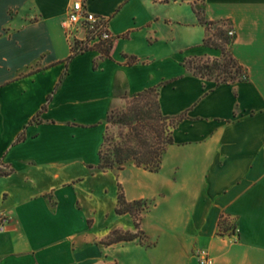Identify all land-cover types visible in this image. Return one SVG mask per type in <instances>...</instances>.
Wrapping results in <instances>:
<instances>
[{
    "label": "crops",
    "instance_id": "0c3cea01",
    "mask_svg": "<svg viewBox=\"0 0 264 264\" xmlns=\"http://www.w3.org/2000/svg\"><path fill=\"white\" fill-rule=\"evenodd\" d=\"M75 1L0 0V264H200L202 249L213 264H264V0H84L114 40L109 57L70 58ZM194 7L229 21L248 79L185 67L221 57ZM156 86L162 113L184 114L161 169H100L110 112ZM120 190L153 202L144 238L105 244L138 231L116 213ZM222 216L235 231L218 232Z\"/></svg>",
    "mask_w": 264,
    "mask_h": 264
},
{
    "label": "trees",
    "instance_id": "16d2710c",
    "mask_svg": "<svg viewBox=\"0 0 264 264\" xmlns=\"http://www.w3.org/2000/svg\"><path fill=\"white\" fill-rule=\"evenodd\" d=\"M194 11L199 21L204 24L209 34L204 39V45L221 51L220 58H189L184 61L185 67L202 78L213 79L218 84L234 83L249 78L246 68L239 62L232 51L236 34L229 35V21L208 20L202 9ZM103 56L109 57L112 46L100 43L97 47ZM88 48L86 50H89ZM80 53L72 51L70 58ZM136 58H130L135 62ZM46 106L43 107V110ZM184 118V114L176 116L164 115L159 102V87H152L137 93L128 102L124 110H112L108 115V126L103 146L99 152L98 167L103 170L123 169L128 162L146 170L157 172L162 167L163 157L169 145L174 143V129ZM109 124L118 125V137L109 134ZM20 135L18 140H22ZM153 202L147 199L128 201L122 190L118 194L116 213L131 214L135 220L137 232L115 230L104 241L113 244L120 241H130L143 238L140 228L142 215L147 212ZM236 224L227 222L223 216L219 222L218 232L225 235L229 230L235 231Z\"/></svg>",
    "mask_w": 264,
    "mask_h": 264
},
{
    "label": "built area",
    "instance_id": "2783aa9c",
    "mask_svg": "<svg viewBox=\"0 0 264 264\" xmlns=\"http://www.w3.org/2000/svg\"><path fill=\"white\" fill-rule=\"evenodd\" d=\"M64 28L72 51L83 52L88 48L97 47L100 43L109 45L114 40L108 19L89 11L84 0H77L71 5ZM234 34V30L230 29L229 35ZM9 220L7 214H0V232L5 230ZM197 255L200 264H213L208 250L202 249Z\"/></svg>",
    "mask_w": 264,
    "mask_h": 264
},
{
    "label": "rangeland",
    "instance_id": "374dc122",
    "mask_svg": "<svg viewBox=\"0 0 264 264\" xmlns=\"http://www.w3.org/2000/svg\"><path fill=\"white\" fill-rule=\"evenodd\" d=\"M124 99L126 101V104L124 107L122 108H115L113 110H124L127 108L128 106V102L131 101L132 97H129L127 95H124ZM119 126L118 125H114V124H109V134L110 135H114L116 138L118 137V133H119ZM2 171H7V170H4V169H1ZM143 238H144V235H143Z\"/></svg>",
    "mask_w": 264,
    "mask_h": 264
}]
</instances>
